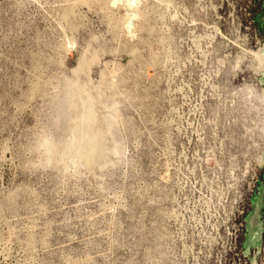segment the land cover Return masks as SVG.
Here are the masks:
<instances>
[{"label":"rangeland","instance_id":"374dc122","mask_svg":"<svg viewBox=\"0 0 264 264\" xmlns=\"http://www.w3.org/2000/svg\"><path fill=\"white\" fill-rule=\"evenodd\" d=\"M0 264H264V0H0Z\"/></svg>","mask_w":264,"mask_h":264}]
</instances>
